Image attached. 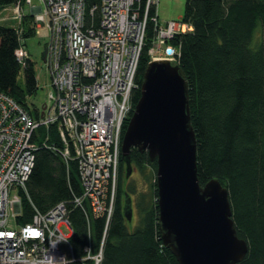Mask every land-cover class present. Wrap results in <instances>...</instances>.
<instances>
[{"label": "trees", "instance_id": "16d2710c", "mask_svg": "<svg viewBox=\"0 0 264 264\" xmlns=\"http://www.w3.org/2000/svg\"><path fill=\"white\" fill-rule=\"evenodd\" d=\"M15 1L0 0V12ZM98 2L86 0L87 7ZM32 17L27 15L23 20L21 32L7 23L0 24V91L37 117L38 108L26 103V97L37 88L33 62L26 58L22 65L16 56L24 39L33 34ZM182 18L193 29L175 37L173 44L180 45L177 65L188 87L197 178L202 186L216 178L228 190L237 235L248 245L238 264H264V0H185ZM94 23L97 24V13ZM147 28L129 116L140 97L149 59L150 22ZM21 70L23 75L19 77ZM127 122L122 124V134ZM50 131L47 142L52 144L54 132L49 128ZM45 136L46 128L39 126L35 138L39 147L26 190L18 191L21 215L17 223L30 221L35 210L46 212L64 201L75 255L81 256L83 246L91 241L94 249L102 246L100 264H178L161 239L156 163L149 160L146 151L131 148L129 154L132 169L143 173L145 181L152 177L142 199L123 184L126 165L119 154L114 211L107 221L105 215L89 214L87 218L74 204V196L81 193L75 165L66 164L59 152L47 147L48 143L42 144ZM148 166L151 174L146 175ZM128 199L138 208L130 220L123 213ZM131 222L136 223L133 229H129Z\"/></svg>", "mask_w": 264, "mask_h": 264}, {"label": "built area", "instance_id": "2783aa9c", "mask_svg": "<svg viewBox=\"0 0 264 264\" xmlns=\"http://www.w3.org/2000/svg\"><path fill=\"white\" fill-rule=\"evenodd\" d=\"M158 1L99 0L87 7L86 0H16L4 9L7 14L0 20L11 17L18 32L27 15L33 16V28L47 30L43 62L51 89L47 102L37 107V117L0 91V264L101 263L102 246L94 249L91 241L83 246L81 256L73 252L64 201L46 212L35 210L30 221L17 223L18 191L26 190L34 165L37 128H46L44 145L51 128L54 140L47 147L59 152L66 164L73 162L77 171L81 193L74 196V204L92 216L110 219L122 123L137 87L148 23L152 31L148 62L178 64L180 45L173 41L192 31L181 18L160 21ZM16 56L24 65L28 58L24 45ZM13 189L16 194L10 196Z\"/></svg>", "mask_w": 264, "mask_h": 264}, {"label": "water", "instance_id": "95a60500", "mask_svg": "<svg viewBox=\"0 0 264 264\" xmlns=\"http://www.w3.org/2000/svg\"><path fill=\"white\" fill-rule=\"evenodd\" d=\"M45 54L44 48L43 61ZM131 148L146 151L156 163L161 239L178 264H238L248 245L237 235L226 187L216 178L203 186L198 181L188 87L176 63L153 60L144 69L120 143L125 178L132 173ZM123 207L130 220L129 199Z\"/></svg>", "mask_w": 264, "mask_h": 264}, {"label": "rangeland", "instance_id": "374dc122", "mask_svg": "<svg viewBox=\"0 0 264 264\" xmlns=\"http://www.w3.org/2000/svg\"><path fill=\"white\" fill-rule=\"evenodd\" d=\"M184 4H185V0H159L156 5L158 19L160 21H166L170 19H179V18L183 20L182 15H183V10H184ZM9 13L10 12H8V14ZM4 15H6L5 10H3L2 13L0 14V18H2ZM5 23L13 27H15L16 25L15 20H13L11 17H9L8 21L0 20V24H5ZM190 27L191 29H193L191 25ZM31 29L33 31V34L27 37L26 39H24V47L28 52L29 60L33 62L34 75H35L36 82H37L36 91L26 97V103L28 104L30 108H33V107H41V105L47 102L48 100L47 96L51 88H50L49 76L45 70V65L42 59V53L45 48V44L48 41V32L45 28L35 29L33 28V25H31ZM19 32H21V30ZM22 75H23V72L21 70L19 77H21ZM129 117L130 116L128 114L124 121H127ZM121 138H122V133L120 134V141H121ZM119 154H120V150H119ZM150 170L151 168L148 166L145 169L144 173L146 175L147 174L149 175L151 174ZM146 180L147 181L144 180L143 173H140V171H138L137 168H133L132 173L129 175L128 178H126L127 185H125V187L129 186L131 189L134 190V193L137 196L139 194V198L142 199L145 197L147 191L149 190V186L152 182L151 175ZM116 185H117V182H116ZM14 194H16V190L13 189L11 191L10 196ZM137 210L138 208L135 206V204H133L131 218H133L136 215ZM83 212L85 213V215L89 216V212L87 209L83 210ZM9 225L13 226L12 222L9 223ZM135 225L136 223L131 222L129 229H133ZM63 231L66 232V229L63 228Z\"/></svg>", "mask_w": 264, "mask_h": 264}, {"label": "flooded vegetation", "instance_id": "af4514ba", "mask_svg": "<svg viewBox=\"0 0 264 264\" xmlns=\"http://www.w3.org/2000/svg\"><path fill=\"white\" fill-rule=\"evenodd\" d=\"M124 184H126L127 185V182H126V180H125V183ZM132 199H133V196H132ZM132 203L133 202H130V204H131V206H132ZM124 208V207H123ZM132 208V207H131Z\"/></svg>", "mask_w": 264, "mask_h": 264}, {"label": "bare ground", "instance_id": "6f19581e", "mask_svg": "<svg viewBox=\"0 0 264 264\" xmlns=\"http://www.w3.org/2000/svg\"><path fill=\"white\" fill-rule=\"evenodd\" d=\"M7 7H8V6H7ZM5 8H6V7H5ZM5 8H4V9H5ZM176 64H177V63H176Z\"/></svg>", "mask_w": 264, "mask_h": 264}, {"label": "crops", "instance_id": "0c3cea01", "mask_svg": "<svg viewBox=\"0 0 264 264\" xmlns=\"http://www.w3.org/2000/svg\"><path fill=\"white\" fill-rule=\"evenodd\" d=\"M1 14V13H0Z\"/></svg>", "mask_w": 264, "mask_h": 264}]
</instances>
